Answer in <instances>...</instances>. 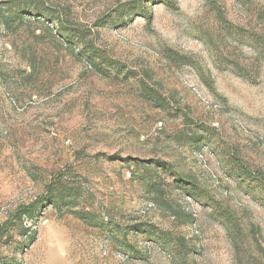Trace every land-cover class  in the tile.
<instances>
[{"label": "rangeland", "instance_id": "rangeland-1", "mask_svg": "<svg viewBox=\"0 0 264 264\" xmlns=\"http://www.w3.org/2000/svg\"><path fill=\"white\" fill-rule=\"evenodd\" d=\"M172 3L0 0V264H264V0Z\"/></svg>", "mask_w": 264, "mask_h": 264}, {"label": "trees", "instance_id": "trees-1", "mask_svg": "<svg viewBox=\"0 0 264 264\" xmlns=\"http://www.w3.org/2000/svg\"><path fill=\"white\" fill-rule=\"evenodd\" d=\"M167 5L172 6V0H163ZM69 39V38H68ZM236 162L241 166V170L244 173V176L248 179H252V180H258L261 181L264 184V180L258 178L253 172H251L248 167L246 165H244L243 163H241V161H239L238 159H236ZM32 208V204L31 205H27V206H23L20 208V210L22 211H29ZM8 222L3 224L2 226H0V235L6 230V227L8 226Z\"/></svg>", "mask_w": 264, "mask_h": 264}]
</instances>
